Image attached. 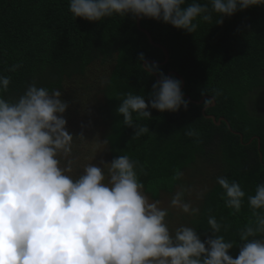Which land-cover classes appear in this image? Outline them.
Returning <instances> with one entry per match:
<instances>
[{
    "label": "trees",
    "instance_id": "16d2710c",
    "mask_svg": "<svg viewBox=\"0 0 264 264\" xmlns=\"http://www.w3.org/2000/svg\"><path fill=\"white\" fill-rule=\"evenodd\" d=\"M69 3L70 0H0V77L10 78L7 92L0 89V99L14 103L32 83L50 93L64 92V82L84 79L91 65L112 63L109 76L98 83L96 93L91 94L87 85L76 95L75 99L83 104L81 122L98 111L101 121L108 124L107 161L110 164L127 155L137 162L138 182L154 201L161 193H176L177 185L188 182L184 173L191 171L197 160L205 159L208 148H217L215 162L219 169L212 163L205 171L210 173L207 177L198 174L191 179L196 181L194 208L199 209V214L192 216L188 226L196 230L203 243L213 238L207 221L214 217L221 225L217 235L233 243L228 254L237 258L243 245L239 233L252 219L248 196L255 194L258 185H264V117L251 114L247 98L254 90L264 88V5L220 17L222 25L216 24L219 17L215 13L211 22L197 18L193 34L162 21L141 18V26L169 53L166 64L148 68L160 78L161 74L167 77L169 72H176L185 81L182 94L194 101L204 97L209 100L213 92L219 93L215 106L205 114L225 118L230 128L207 119L202 112L204 103L195 105L184 98L187 110L160 113L149 108L150 120L137 119L133 114L135 124L149 129L148 134L133 139L135 129L122 123L117 109L129 93L149 102L153 85L158 82L143 63H162L163 52L149 43L130 14L90 23L75 19L69 12ZM193 3L206 5L211 11L210 0H185L184 7ZM17 64L21 65L17 71H9ZM189 130L196 131L198 137H188L185 133ZM232 131L240 133L243 140ZM253 137L260 139L261 160L257 139L249 143ZM61 162L64 163L62 159L64 167ZM177 170L183 177L173 181ZM221 177L236 182L245 193L237 214L221 199L224 194L217 183ZM200 193L202 198H198ZM169 207L164 205L166 210ZM259 211L264 214V210ZM178 222L174 224L176 229L183 227L179 217Z\"/></svg>",
    "mask_w": 264,
    "mask_h": 264
},
{
    "label": "clouds",
    "instance_id": "9594fccd",
    "mask_svg": "<svg viewBox=\"0 0 264 264\" xmlns=\"http://www.w3.org/2000/svg\"><path fill=\"white\" fill-rule=\"evenodd\" d=\"M210 4L211 11L197 3L184 7L185 0H70L69 12L90 23L130 14L193 34L197 18L211 22L215 13L216 24L222 25L220 17L264 5V0H210ZM9 84L10 78L0 77V89L7 92ZM61 94L32 83L16 102L0 99V264H264V214L259 211L264 210V185L248 196L252 219L239 233L243 245L237 258L228 254L233 243L217 235L221 225L214 217L207 221L213 238L203 243L190 227L170 233L167 211L143 194L137 162L127 155L110 164L101 160L103 169L86 166L75 180L66 174L72 172V161L62 168L60 158L72 155L74 137L66 130L68 104ZM217 95L213 92L212 99L204 101L206 111ZM150 97L146 103L143 96L129 93L117 109L122 123L135 129L133 139L149 133L146 126L134 123L133 114L150 120L149 108L160 113L188 108L181 82L162 74ZM185 134L198 137L194 130ZM76 139L85 140L82 134ZM182 177L177 170L172 179ZM217 183L225 206L239 213L245 197L241 187L222 177ZM170 207L199 214L184 201V190L175 193Z\"/></svg>",
    "mask_w": 264,
    "mask_h": 264
},
{
    "label": "rangeland",
    "instance_id": "374dc122",
    "mask_svg": "<svg viewBox=\"0 0 264 264\" xmlns=\"http://www.w3.org/2000/svg\"><path fill=\"white\" fill-rule=\"evenodd\" d=\"M111 70L112 63L108 62L107 64H101L97 62L88 68L87 74L85 75L84 79H71L70 81L64 82V92H61V100L67 102L68 104V108L64 114V119L66 120V130L69 133L76 135L73 136L74 140L72 155L67 159H60L64 161V163L61 162L64 167L67 166L68 160L72 161V172L66 174L69 175L73 180L77 179L80 175L83 174V169L86 166L94 165L99 166L103 169V165L100 164L101 160H103L105 164H109V162L107 161L108 155L105 151L106 145H103V143L105 142V135L108 133V124L101 121L98 111L93 114V117L91 119H88L85 123H82L80 119V115L82 112H80V109L83 104H80L75 99V97L76 95H78L79 91L86 89L87 85L91 88V94L96 93L99 89L98 83L102 80H105V76H109ZM247 98H250L248 103L251 114L259 117H264V88H258L254 90L247 96ZM73 104L80 105L75 107ZM79 123H81L80 127H78ZM81 132L84 133L86 137H84L85 140L83 141L76 139V137L81 135ZM217 155V148H208L205 159L197 160V164L195 166H192L193 169H191V171L189 172L187 171L184 173V179L188 182L183 184L181 182L180 185H177L176 191L178 192L184 190V201L190 203L192 207H194L196 203V194L194 191L193 183H196V181H193L191 179L194 177V175L196 176L198 174L202 175V177L204 175L205 177H207L210 173L205 171L212 167V163H214L215 166L219 169L217 162H215ZM104 174L107 177V170L104 171ZM210 179L211 177L209 178V180ZM174 195L175 193H161L159 199L156 200L159 201V207L163 210H166L164 209V205L167 206L169 204L170 206V201ZM146 197L148 198V196ZM148 200L150 203L156 202L149 198ZM166 211L168 215L165 218V223L167 224L170 233L175 232L176 226H174V224H179L178 217L181 219L183 227H189L188 221L192 219V216H194L185 214L179 209L172 207H169ZM180 227L182 226L180 225Z\"/></svg>",
    "mask_w": 264,
    "mask_h": 264
},
{
    "label": "water",
    "instance_id": "95a60500",
    "mask_svg": "<svg viewBox=\"0 0 264 264\" xmlns=\"http://www.w3.org/2000/svg\"><path fill=\"white\" fill-rule=\"evenodd\" d=\"M136 26H137V29L146 36V38L148 39L149 43L153 47H155L157 49H160L163 52L164 61L162 63H158V62H154V61H145L143 63L144 69L147 72H149L150 74H152L156 78L157 82H159L160 77L158 76V74L156 72H154L150 68H148V65H154V66H156V65H164V64H166L168 62V60H169V53H168L167 49L164 46H162V45H160L158 43H155L154 40H153V38H152V36H151V34L146 29H144L141 26V18H136ZM167 77H169V78H172V77L178 78L179 81L181 82V92H182V90H183V88L185 86L184 79L180 75H178L176 72H174V71L169 72ZM183 98H185L187 101H189L190 103L195 104V105H202L204 103V100H205V97H204V98L200 99L199 101H194V100H192L187 95H183ZM208 99L210 100L212 98L211 97H208ZM213 106H215V101H214V103L210 107H213ZM205 111L206 110L203 108L202 109V112H203L204 116L207 119L212 120L215 125L219 126L223 122V123H225L230 128V125H229L228 121L225 118L221 117L220 119H216L212 115H206L205 114ZM232 133H234L235 135L239 136L241 141L243 140V137H242V135L240 133L234 132V131H232ZM254 139H257V142H258V151H259V159L261 160L262 159V153L260 152V139L258 137H253L250 140L249 143H251Z\"/></svg>",
    "mask_w": 264,
    "mask_h": 264
}]
</instances>
